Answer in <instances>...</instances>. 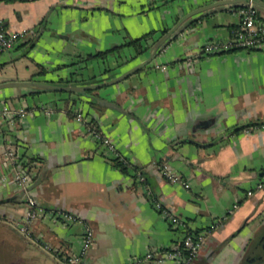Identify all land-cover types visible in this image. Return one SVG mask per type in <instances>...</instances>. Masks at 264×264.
Returning a JSON list of instances; mask_svg holds the SVG:
<instances>
[{
    "label": "crops",
    "instance_id": "obj_1",
    "mask_svg": "<svg viewBox=\"0 0 264 264\" xmlns=\"http://www.w3.org/2000/svg\"><path fill=\"white\" fill-rule=\"evenodd\" d=\"M211 1L0 0L5 26L26 31L0 54V82L66 78L78 67L92 81L111 78L147 57L148 50L136 55L124 45L104 59L78 61L152 29L158 35ZM259 13L264 19V7ZM237 23L229 4L190 17L150 63L96 89L95 97L79 96L74 105L65 99L76 95L66 92L0 89V99L27 109L0 136V221L16 219L24 210L23 200H12L18 196L14 182L2 179L10 176L3 152L9 140L31 160L30 188L37 202L91 225L95 240L84 264H126L148 250L175 246L186 230L205 232L192 264H264L256 259L264 251L256 241L264 230V176H259L264 126L242 127L264 122V46L210 55L200 51L209 38H227ZM75 108L110 138L130 163L126 170L76 119ZM159 163L180 180L161 175ZM141 169L145 183L137 179ZM145 184L183 227L171 226L161 215ZM38 232L53 250L39 248L60 264L56 252L79 248L78 223L64 225L44 214L33 223L32 233Z\"/></svg>",
    "mask_w": 264,
    "mask_h": 264
},
{
    "label": "built area",
    "instance_id": "obj_2",
    "mask_svg": "<svg viewBox=\"0 0 264 264\" xmlns=\"http://www.w3.org/2000/svg\"><path fill=\"white\" fill-rule=\"evenodd\" d=\"M246 5L234 8L238 16V23L231 29L230 35L227 38L212 37L207 39L201 46L202 54L210 55L225 51H233L239 49H252L264 46V22L259 18L257 8L252 1L244 2ZM25 30H11L5 26L0 20V54L13 48L17 42L24 36ZM24 106H13L8 99H0V136L5 137V132L8 127L15 124V120L21 117L26 112ZM75 117L85 123L89 134L101 144L108 154H113L114 158H118L124 163L130 164L119 152L115 149L114 143L110 138L98 130L90 120H86L82 110L75 108ZM7 125L4 128L3 125ZM260 125H252L246 127V131L263 127ZM3 152L6 162L10 167V176H2V179H11L18 190L19 200L24 202V210L17 220L18 231L34 242H42V238L34 236L33 223L40 215H48L56 220L61 221L64 225L78 223L81 227L80 244L78 250L69 254H61L56 252L57 256H61L64 264H79L83 261L88 249L93 245L95 236L91 225L84 220H81L76 214L63 209H47L42 204L37 202L32 191V173L30 169V161L27 157L20 154L15 147V144L9 140L3 143ZM164 177L169 180H180V176L171 169L167 168L165 163H159L156 166ZM137 179L145 183V176L140 170H137ZM187 186L188 183L184 182ZM262 183L258 182L256 188H261ZM147 196L152 200L155 208L173 227H183L184 222L171 209L162 204L156 197L152 196L150 188L145 184ZM248 194L252 190L247 191ZM205 241V232H195L186 230L183 232L179 243L175 246L161 249L148 250L142 256L131 258L126 264H192L195 255L198 253L201 245ZM47 250H51L50 246L46 245Z\"/></svg>",
    "mask_w": 264,
    "mask_h": 264
},
{
    "label": "water",
    "instance_id": "obj_3",
    "mask_svg": "<svg viewBox=\"0 0 264 264\" xmlns=\"http://www.w3.org/2000/svg\"><path fill=\"white\" fill-rule=\"evenodd\" d=\"M249 0H212L206 4L200 5L196 8H193L183 14L171 27H169L164 33H162L149 47L148 56L128 69L124 70L120 74L113 76L108 79L100 81H92L81 75V71L78 68H73L68 73V76L65 78L59 76L60 78L55 79H23V80H4L0 82V89L5 87H25L28 89H40V90H55V91H64L74 93L77 96H87L90 95L86 91L90 89H98L103 86L111 85L116 82L121 81L127 76L133 74L143 66L147 65L152 61L154 56L160 51L163 45L182 27L183 23L190 17L200 14L211 8H215L220 5L233 4L239 2H248ZM255 5L264 7V0H250ZM35 40L30 44L29 48L34 44ZM259 176H264V171L259 172ZM12 200H19L18 196H13ZM264 239V230L261 235L256 238V241ZM79 264H84L83 261H80Z\"/></svg>",
    "mask_w": 264,
    "mask_h": 264
},
{
    "label": "rangeland",
    "instance_id": "obj_4",
    "mask_svg": "<svg viewBox=\"0 0 264 264\" xmlns=\"http://www.w3.org/2000/svg\"><path fill=\"white\" fill-rule=\"evenodd\" d=\"M0 232V264H60L39 248L38 245L47 249L41 232L34 233V236L41 235L39 237L44 244L27 240L28 238L18 231L17 220L10 217L0 221ZM46 245L50 246L47 243ZM50 248L53 250L51 246Z\"/></svg>",
    "mask_w": 264,
    "mask_h": 264
},
{
    "label": "trees",
    "instance_id": "obj_5",
    "mask_svg": "<svg viewBox=\"0 0 264 264\" xmlns=\"http://www.w3.org/2000/svg\"><path fill=\"white\" fill-rule=\"evenodd\" d=\"M230 6H232V7H234V8H238V7H242V6H245L246 4L244 3V2H239V3H233V4H229ZM255 7L257 8V13H258V16H259V18L264 22V19L260 16V13H259V8H260V6H258V5H255ZM235 27V26H234ZM168 28H163V29H161L160 31H159V33L160 34H158V35H155V33L157 32L155 29H152V30H149L148 32H146V33H144V34H142L141 36H138V37H135V38H130L129 40H127V41H125L124 43H122V44H120V45H115V46H112V47H110V48H107V49H105V50H101V51H99V52H97V53H95V54H91V55H88L86 58H84V59H81V60H79L78 62L79 63H81V62H85V61H87L88 59H90V58H101V59H104L106 56H107V54L108 53H110V52H112V51H114V50H116V49H118L119 47H121V46H124V45H131L134 49H135V53H136V55H141V54H143L146 50H148L149 49V47L151 46V44L162 34V33H164L166 30H167ZM78 62H75V63H72L71 65H73V64H78ZM96 89H90V90H87L86 92L88 93V94H90V95H92L93 97H95L94 96V91H95ZM29 91H31V92H40V91H43V90H40V89H29ZM59 92H64V91H59ZM66 93H68V94H74V93H70V92H66ZM79 96H75V97H70V98H67V99H65V102L68 104H70V105H74L75 103L74 102H76V99L78 98ZM95 99H91V101H90V104L91 105H94L95 104ZM73 106H69V105H67V108H68V110H71V109H73L72 108ZM90 122H92V124L99 130V128H98V126L96 125V123L93 121V120H90ZM262 123H264V122H253V123H249V124H245V125H243L242 127L243 128H246V127H249V126H252V125H260V124H262ZM31 161V160H30ZM113 161L114 162H116V164L118 165V166H120L121 167V169H123V170H126V168H127V165L123 162V161H121V160H119L118 158H113ZM142 173H143V175H144V170L143 169H141L140 170ZM145 176V175H144Z\"/></svg>",
    "mask_w": 264,
    "mask_h": 264
},
{
    "label": "flooded vegetation",
    "instance_id": "obj_6",
    "mask_svg": "<svg viewBox=\"0 0 264 264\" xmlns=\"http://www.w3.org/2000/svg\"><path fill=\"white\" fill-rule=\"evenodd\" d=\"M262 242V246H264V241L260 240ZM256 259L258 261L264 262V251H260V253L258 252V254H256Z\"/></svg>",
    "mask_w": 264,
    "mask_h": 264
}]
</instances>
